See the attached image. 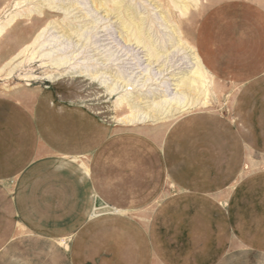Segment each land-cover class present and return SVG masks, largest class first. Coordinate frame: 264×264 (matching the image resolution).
Listing matches in <instances>:
<instances>
[{
  "label": "rangeland",
  "instance_id": "obj_1",
  "mask_svg": "<svg viewBox=\"0 0 264 264\" xmlns=\"http://www.w3.org/2000/svg\"><path fill=\"white\" fill-rule=\"evenodd\" d=\"M76 1L0 0V264H264V75L215 73L207 108L131 123L121 89L76 67L107 70L110 83L123 69L133 99L159 95L161 78L143 86L135 58L145 53L126 23L167 48L162 61L177 73L187 63L174 38L206 63L223 32L205 37L203 21L225 14V25L252 28L264 0ZM60 48L71 59L58 70L41 55Z\"/></svg>",
  "mask_w": 264,
  "mask_h": 264
},
{
  "label": "bare ground",
  "instance_id": "obj_2",
  "mask_svg": "<svg viewBox=\"0 0 264 264\" xmlns=\"http://www.w3.org/2000/svg\"><path fill=\"white\" fill-rule=\"evenodd\" d=\"M58 2H60V1H58ZM66 6H67V4H66ZM186 7L187 6H185V8ZM14 18L15 17H13V19ZM72 19H73V17H72ZM5 27H6L5 25L4 26H0V34L4 31ZM119 28H121V27H119ZM124 28L127 29V32H125V33H126L127 38L129 39V41H134V43L137 44V46L139 48H141V49L143 48V52L145 53L143 55V57H140L139 54L138 55L136 54V58H135L136 61H137L138 68L143 69V71L147 74V77H146L145 81L143 80L144 81L143 82V86H145V84L148 81H150V80L158 81L161 78V81L158 84L159 87L161 88L159 95H157L153 91L155 89H152V90L150 89L146 94L144 92H142V93L139 94V97L133 99L130 96L131 92L128 91V87L130 85H134V84L130 80L131 76L126 75V73H125V71L123 69H120L116 73L115 77H116V79H118L116 81V83H114V82L110 83V81H109L110 75L107 72V70H105V69H104L105 71H101V69H98L96 67V65H90V66L89 65H87V66H78L77 65L76 67H78L80 69L77 72H79L81 75L89 76L93 81H97L98 80L99 83L101 82V84L104 85V87L106 86V88H107L106 90H108L110 93L118 92L121 89L120 93L121 92L122 93L118 96V103L121 106L127 105L130 108V113L128 115H126V119H127L128 122H131V123H134V122H145V121L153 120L155 118L160 119L162 116H164L163 118H169V117L170 118L171 117L175 118V117H177V119H178L179 115H183L185 113H188L191 110L202 109V108H207L208 107L207 101L206 100L203 101V99H206L208 97L209 93H210V86L209 85L213 81V79L215 77V74L211 70H209V68L207 67V65L203 61V59H202V57H201V55L199 53V50H198V48L196 46L190 45L189 42L183 40L182 38H179L178 40H175L174 36H172V35L170 36L171 41L174 38L173 46L177 45L178 47L181 48V50L183 49V51L185 52V57L184 58L186 59V63H187V70L185 68L186 71L173 73L174 70L173 71H169L171 67L167 66V64L164 62V60L162 61L163 57L165 59L169 58L168 49L166 48L165 50L164 49L162 50L158 45H156L157 42H156L155 39H153L152 36H150V35L146 36L141 23H139L138 21L134 20L133 22L126 23L124 25ZM89 30H91V29H89ZM147 30H149V29H147ZM97 31H99V30H97ZM93 32H95V31L93 30ZM108 32H109V30H108ZM119 33H120V31H119ZM49 34H51V32ZM43 35H44L43 33L39 34L37 36V38H35V42H37L41 37L43 38ZM56 38H58V37H56ZM53 40H56V39H53ZM115 42H116V40H115ZM39 46H40V44H39ZM82 46H80V47H82ZM42 47L44 48V43L42 44ZM28 48H29V46L27 47V49ZM62 50H64V49H61V48L60 49H50L47 52H42L41 56H43L44 58L47 57L48 59H50V63L55 68H57L59 70L64 65L66 66V64L71 59V56H69L66 53H64L62 55H58V56L56 55L58 51H62ZM94 50H92V51H94ZM21 51H20V53H22ZM105 52H107V50ZM109 52H111V51H109ZM24 53H26V52H24ZM17 55H19V54H17ZM71 55H73V54H71ZM21 56H23V55H21ZM99 56H101V55H99ZM125 56H127V55H125ZM142 58H144V59H142ZM108 60H110V59L109 58L106 59V61H108ZM128 60H129V58H128ZM47 62H49V61H47ZM115 62H117V61H115ZM109 63H111V62H109ZM144 63H146V64L144 65ZM95 64H97V63H95ZM159 64H160V66H162V68L161 69L159 68V72H158L159 75L156 78V76H152L151 72ZM117 67H118V65H117ZM158 73H156V74H158ZM55 77H57V75L56 76L55 75H50V78H55ZM119 81H121L120 85H118ZM145 99H146L147 108H149V111H142L141 101H143ZM151 111L154 112L153 115H151ZM163 118H161V119H163ZM169 121H171V120H169ZM62 242H64V241H62ZM62 242H60V244Z\"/></svg>",
  "mask_w": 264,
  "mask_h": 264
},
{
  "label": "crops",
  "instance_id": "obj_3",
  "mask_svg": "<svg viewBox=\"0 0 264 264\" xmlns=\"http://www.w3.org/2000/svg\"><path fill=\"white\" fill-rule=\"evenodd\" d=\"M252 11L256 12L259 18V22H257L252 28H243L241 25L242 19L239 23L234 22L231 25L229 24V26L225 25V14L222 17L209 15L203 21L207 24V29L204 33L205 37L209 36L211 32L214 33L219 30L223 32V35L217 44L212 45L211 47L214 56L210 57L205 52L202 53L208 65L207 67L214 74L216 73L222 78L228 80H232L233 75H235L233 79L235 82H242L264 75V15L257 9ZM245 30H250L254 34V38L248 42H245V39L242 37ZM223 62L224 65L221 68L220 66ZM203 114L205 113L195 114L193 120L200 119ZM185 175L188 176L187 169L185 170ZM237 183L238 180L236 181V184ZM178 184L180 187H188L187 183L182 184L178 182ZM241 189L242 184L238 187L236 192L231 195L229 194V196H224L220 204L223 207H227L230 202H236V196L240 195Z\"/></svg>",
  "mask_w": 264,
  "mask_h": 264
}]
</instances>
